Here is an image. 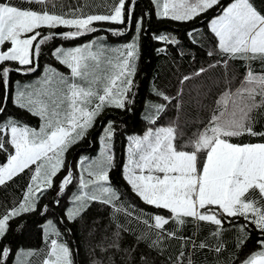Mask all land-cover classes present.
<instances>
[{"label":"snow or ice","instance_id":"snow-or-ice-1","mask_svg":"<svg viewBox=\"0 0 264 264\" xmlns=\"http://www.w3.org/2000/svg\"><path fill=\"white\" fill-rule=\"evenodd\" d=\"M25 2L46 5L48 0ZM151 3L157 18L182 23L218 8L217 14L208 21L215 50L207 55H219L220 59L208 68L223 64L227 69L229 62L234 60L245 62L246 67L235 89L225 72V87L214 101L210 118L183 144L176 143L185 136L177 121L156 126L168 105L158 102L146 105L145 119L152 126L147 127L143 135L128 137L123 179L144 204L166 210L170 215L152 214L142 220L139 216L136 219L156 230L159 239L152 241L150 246L158 247L161 239L177 238L179 227L188 222L186 218L215 225L212 236L219 238L225 218L243 217L246 223L239 227L241 236L236 245L239 249L247 239L245 233L249 224L264 234V142H231L232 138L245 134L264 139V131L255 130L252 116L254 111L264 108V12L258 10L252 0H230L227 5L221 0H151ZM132 17V8L127 6L126 0H113L107 14H85L74 9L63 15L50 13L46 8L25 10L15 6L12 0H0V83L5 88L9 86L12 69L4 66L6 62L18 64L17 72H34L33 64L41 46L57 35L70 40L96 32L94 22L124 24ZM136 23L137 35L121 48H109L103 43V37L82 46L56 47L52 56L70 74L46 66L39 80L16 92L13 103L38 117L39 125L33 127L12 118L0 120V155L6 156L0 163V186L26 170L31 173L18 204L0 214V237L5 235L11 219L37 210L40 196L55 186L54 178L66 167L57 195L63 194L72 184L74 172L66 166L65 154L85 138L105 108L130 110L133 101L129 94L135 95V62L139 55L142 20ZM59 27L70 30L47 35L38 31ZM193 32L188 33L189 37H193ZM112 34L122 35L123 32L112 30ZM153 39L167 44L179 43L175 36L166 33L154 34ZM6 43L10 46L5 50ZM253 62L261 65L258 71L254 70ZM207 70L201 67L192 76H184L180 83L183 85ZM152 91L169 103L175 99V108L180 110L181 92L170 97L158 89ZM4 111L0 107V113ZM114 131L113 122L109 121L99 137L98 156H81L76 164L77 191L72 194L71 207L65 212L70 222L80 217L93 202L133 215L117 207L119 193L110 182ZM55 203L59 204V200ZM170 222L177 226L172 231L165 228ZM45 236L47 243L43 249L27 252L22 249L17 253L15 264H24L21 256L31 257L40 252L44 253L41 264H74L72 250L62 241L61 233L51 220L45 226ZM256 243L259 249L247 255L240 264H264V238ZM109 247L118 245L113 243ZM199 248H210L219 254L224 245L212 247L201 242ZM9 251L7 247L0 249V264H4L3 258ZM184 255L181 251L176 258L177 264Z\"/></svg>","mask_w":264,"mask_h":264},{"label":"trees","instance_id":"trees-1","mask_svg":"<svg viewBox=\"0 0 264 264\" xmlns=\"http://www.w3.org/2000/svg\"><path fill=\"white\" fill-rule=\"evenodd\" d=\"M230 0H221L227 5ZM15 6L21 9L42 11L45 8L51 13L63 15L70 10L80 9L85 14H107L113 0H48L46 5L27 3L25 0H12ZM127 6L132 8L133 17L124 24L111 22H94L97 28L94 33L65 40L59 35L41 46L40 53L35 57L34 72H17L19 67L15 62H6L4 66L10 67L9 86L4 87L0 83V107L5 111L0 113V120L9 118L38 127V117L19 108L13 103L16 92L24 85L34 84L44 75L46 66L55 67L58 71L70 74L65 66L60 65L52 56L56 47H75L90 40H98L103 37V43L109 48H120L124 43L131 42L137 35V20H142V31L139 34V55L136 59V73L134 76L135 95L129 94L133 103L130 110L105 108L98 116L85 138L74 144L65 154L66 166H70L74 172V179L65 192L57 195L58 186L67 167L55 178V186L48 189L40 196L37 210L24 213L11 219L9 227L3 237H0V249L7 247L10 251L4 259V264H14L17 253L22 249H43L47 243L43 225L47 220H52L61 233V239L72 250L74 264H177V257L181 251L185 253L179 264H240L247 255L257 251V240L264 238L254 225L249 224L245 235L247 239L241 248H237L238 238L241 236L239 227L246 221L240 218H225L219 238L213 237L212 232L216 226L209 222H196L186 218L187 223L179 227L177 238H164L160 240L158 247H151V242L159 239L156 230L148 228L136 217L142 219L152 214H170L163 209L144 204L131 190V187L123 179V166L126 163L128 137L143 135L149 125L145 116L148 112L146 105L151 102L165 103L166 111L157 120L156 126L167 125L171 121L178 122L188 139L197 129L207 123L211 115V108L218 94L225 87V72L228 79L232 80L231 87L239 86L243 78L246 63L239 60L230 61L227 69L223 64L208 68L210 64L220 59L219 55L209 57L207 53L214 51L215 40L208 29V21L217 14L218 8L187 22H177L170 19H159L155 13V7L151 0H126ZM254 6L264 12V0H252ZM80 13H77L79 15ZM195 31L193 32V30ZM70 29L59 27L56 29H38L42 35L61 33ZM112 30L122 31V35H113ZM193 32V37L188 33ZM169 34L175 36L178 44L161 43L153 39L154 34ZM193 38L196 40L193 43ZM35 43V42H34ZM164 49L163 51H157ZM201 67L208 70L198 77L180 83L184 76H192ZM261 65L253 62L254 70H259ZM158 89L170 97H176L181 92L182 101L179 111L174 99L170 103L153 94V89ZM255 121V130L264 131V108L252 113ZM113 122L114 135L112 138L114 163L109 173L111 185L119 193L117 207H122L133 213L132 216L125 212H117L112 206L93 202L74 221H69L65 215L70 202V196L77 191L79 174L76 164L82 154L89 157L97 152L99 134L103 125ZM233 143H257L264 142L261 137H252L247 134L232 138ZM203 159V156H201ZM6 160V156L0 155V163ZM31 173H25L15 177L5 186H0V214L18 204L23 192L29 183ZM59 200V204L55 203ZM45 205L47 208L45 209ZM141 210L143 212L141 213ZM119 225V227H118ZM177 226L172 222L165 225L168 231ZM119 233V236L116 234ZM139 237V238H138ZM187 237V240L181 239ZM204 242L212 247L223 243V251L219 254L210 248H199ZM118 247H109L111 244ZM183 246V247H182ZM44 253L40 252L31 257L21 256L24 264H41Z\"/></svg>","mask_w":264,"mask_h":264},{"label":"rangeland","instance_id":"rangeland-1","mask_svg":"<svg viewBox=\"0 0 264 264\" xmlns=\"http://www.w3.org/2000/svg\"><path fill=\"white\" fill-rule=\"evenodd\" d=\"M29 35H31V33L29 34ZM94 40H96V39H94ZM92 40H90V41H88V42H91ZM88 42H86V43H88ZM127 43H129V42H127ZM127 43H124L123 45H125V44H127ZM83 44H85V43H83ZM83 44H81V45H77V46H82ZM122 45V46H123ZM10 45L9 44H5L4 46H3V48L6 50V48L7 47H9ZM77 46H75V47H77ZM122 46H120V48L122 47ZM63 48H72V47H63ZM107 124H104L103 125V128L106 126ZM103 128H102V131H101V133L99 134V137H100V135L103 133ZM187 139H184V140H177L176 141V143H177V145H180V144H183L185 141H186ZM98 143H99V146H98V149H97V152L95 153V154H93L92 156H90V157H96V156H98V154H99V151H100V141H99V138H98ZM111 143H112V141H111ZM188 150H191V149H188ZM81 156H87V157H89L87 154H82ZM80 156V157H81ZM126 160H127V154H126ZM78 174H79V172H78ZM72 196V195H71ZM71 196H70V198H71ZM69 207H71V204H70V202H69V204H68V206H67V208H69ZM66 208V209H67ZM48 221L49 220H47L45 223H44V225H43V229H44V235H45V226L47 225V223H48ZM52 221V220H51ZM53 222V221H52ZM53 224H54V226H55V223L53 222ZM56 227V226H55ZM17 259V258H16ZM16 261V260H15ZM14 264H15V262H14Z\"/></svg>","mask_w":264,"mask_h":264}]
</instances>
